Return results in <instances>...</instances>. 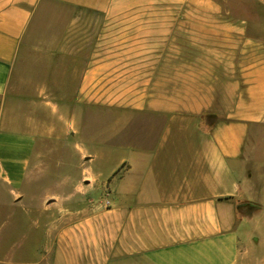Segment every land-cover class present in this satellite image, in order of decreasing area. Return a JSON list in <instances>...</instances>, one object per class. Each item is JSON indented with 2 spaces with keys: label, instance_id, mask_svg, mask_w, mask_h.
I'll list each match as a JSON object with an SVG mask.
<instances>
[{
  "label": "crops",
  "instance_id": "obj_1",
  "mask_svg": "<svg viewBox=\"0 0 264 264\" xmlns=\"http://www.w3.org/2000/svg\"><path fill=\"white\" fill-rule=\"evenodd\" d=\"M49 4L71 10L62 30L84 48L51 56L77 64L60 107L75 153L50 149L60 134L8 94ZM226 13L214 0H0V219L30 229V264H264V40ZM75 183L106 187L110 204L54 199Z\"/></svg>",
  "mask_w": 264,
  "mask_h": 264
},
{
  "label": "rangeland",
  "instance_id": "obj_2",
  "mask_svg": "<svg viewBox=\"0 0 264 264\" xmlns=\"http://www.w3.org/2000/svg\"><path fill=\"white\" fill-rule=\"evenodd\" d=\"M224 8L230 17L244 19L249 28L248 35L262 38L264 40V7L257 0H214ZM174 4L165 3L161 6H170ZM61 4H49L45 8L44 14L31 28L27 41L23 44L21 52L15 62L12 72L8 94L14 99L20 101L27 117L34 123L39 124L42 129L53 127L54 132H58L59 137H55L52 147L57 153L63 149L71 152H77V147L71 142L69 145L62 143L61 126V101L62 98L70 97L64 93H71L75 89L76 78L72 76V66L77 65L69 62H62V59L52 58V55L77 54L84 48L77 47L78 34L77 27L68 31L62 30L63 15L69 14L71 10L66 9ZM50 12V13H49ZM52 12V13H51ZM70 34L73 46L47 47L46 40H60L64 35ZM75 76V75H74ZM72 79H75L72 81ZM72 137V135H70ZM74 152V153H75ZM61 158L52 160L56 166ZM55 187L57 180L54 182ZM78 186V187H77ZM81 188L79 190H76ZM81 184H71V191L66 193L59 190V196L54 199L62 200L69 194L71 206L77 209L92 207L95 203L105 202L108 198L109 190L105 187L103 190L85 191ZM75 189V190H74ZM56 193V192H55ZM3 213H8L7 208L2 209ZM7 216V215H6ZM5 216V217H6ZM13 218L7 217L0 219V264H30V239L28 227L14 231ZM34 237V235H33ZM36 235L33 239L43 244L45 239ZM29 251V252H27ZM30 257V258H29Z\"/></svg>",
  "mask_w": 264,
  "mask_h": 264
},
{
  "label": "built area",
  "instance_id": "obj_3",
  "mask_svg": "<svg viewBox=\"0 0 264 264\" xmlns=\"http://www.w3.org/2000/svg\"><path fill=\"white\" fill-rule=\"evenodd\" d=\"M108 197H109V192H108ZM105 202H106L107 205L110 204V200H109V198H107V199L105 200Z\"/></svg>",
  "mask_w": 264,
  "mask_h": 264
}]
</instances>
